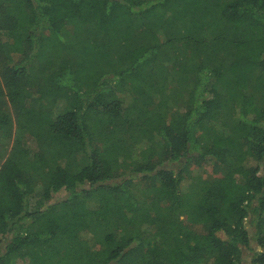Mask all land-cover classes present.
Masks as SVG:
<instances>
[{
  "label": "trees",
  "instance_id": "16d2710c",
  "mask_svg": "<svg viewBox=\"0 0 264 264\" xmlns=\"http://www.w3.org/2000/svg\"><path fill=\"white\" fill-rule=\"evenodd\" d=\"M0 264H264V0H0Z\"/></svg>",
  "mask_w": 264,
  "mask_h": 264
},
{
  "label": "rangeland",
  "instance_id": "374dc122",
  "mask_svg": "<svg viewBox=\"0 0 264 264\" xmlns=\"http://www.w3.org/2000/svg\"><path fill=\"white\" fill-rule=\"evenodd\" d=\"M33 146L34 147H37V145L36 144H33ZM173 165H175L174 167L175 168H178L179 167V165L176 163V164H173ZM128 177H130V175H126L124 178H128ZM122 178H119V179H116V180H111L110 182H113V181H120ZM40 198V196H37V197H35L34 199H32V204L34 205V204H36L37 202H38V199Z\"/></svg>",
  "mask_w": 264,
  "mask_h": 264
}]
</instances>
